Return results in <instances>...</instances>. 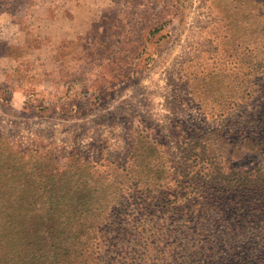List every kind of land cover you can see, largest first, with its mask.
Instances as JSON below:
<instances>
[{
    "label": "rangeland",
    "instance_id": "obj_1",
    "mask_svg": "<svg viewBox=\"0 0 264 264\" xmlns=\"http://www.w3.org/2000/svg\"><path fill=\"white\" fill-rule=\"evenodd\" d=\"M56 2L31 8L53 17L38 39L20 29H30L23 4L4 2L18 19L0 15V191L11 209L37 221L110 209L143 180L155 191L166 176L173 190L184 163L203 164L196 154L261 165L250 148L264 141V0ZM60 215L44 220H74Z\"/></svg>",
    "mask_w": 264,
    "mask_h": 264
},
{
    "label": "trees",
    "instance_id": "obj_2",
    "mask_svg": "<svg viewBox=\"0 0 264 264\" xmlns=\"http://www.w3.org/2000/svg\"><path fill=\"white\" fill-rule=\"evenodd\" d=\"M253 143L254 171L196 154L203 164H182L173 190L166 176L155 191L143 180L110 209H49L37 221L0 191V264H264V141ZM69 211L75 222L44 220Z\"/></svg>",
    "mask_w": 264,
    "mask_h": 264
},
{
    "label": "crops",
    "instance_id": "obj_3",
    "mask_svg": "<svg viewBox=\"0 0 264 264\" xmlns=\"http://www.w3.org/2000/svg\"><path fill=\"white\" fill-rule=\"evenodd\" d=\"M1 3L0 5H2L0 7V15H10V17H12V19H18V15L16 13H14L13 10L9 9L8 7H6V5L4 6V2L5 3H11V4H23L24 7L26 6V9L24 8V13H23V17L25 19H27L28 24L27 25L30 29L27 30L26 27L23 25L21 26V30L24 34L28 35V34H33L35 35V37L38 39L41 36V31L44 28V23H51L53 21V17L51 15H49L48 12H50L53 6H55V4L57 3L56 0H0ZM71 1V0H68ZM32 7H40L43 9H47L48 12L45 16H35L34 15V10H31ZM27 27V28H28ZM89 27V26H88ZM47 28V27H45ZM89 28H87L85 30V32L88 30ZM101 28H99V31ZM84 30V29H83ZM82 30V32H84ZM46 33L49 35L50 34V39L48 41V45L51 47L53 44L54 39V33L52 31H46ZM39 45H35L33 46L31 49V51H35L37 49H39L38 47Z\"/></svg>",
    "mask_w": 264,
    "mask_h": 264
}]
</instances>
